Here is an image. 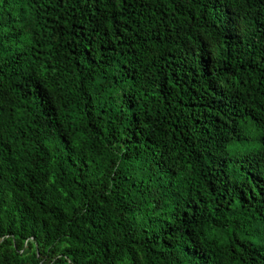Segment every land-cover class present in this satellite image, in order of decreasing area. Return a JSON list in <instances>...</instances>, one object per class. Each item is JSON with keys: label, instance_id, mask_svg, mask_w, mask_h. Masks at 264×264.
Instances as JSON below:
<instances>
[{"label": "trees", "instance_id": "trees-1", "mask_svg": "<svg viewBox=\"0 0 264 264\" xmlns=\"http://www.w3.org/2000/svg\"><path fill=\"white\" fill-rule=\"evenodd\" d=\"M0 264H264V0H0Z\"/></svg>", "mask_w": 264, "mask_h": 264}, {"label": "rangeland", "instance_id": "rangeland-1", "mask_svg": "<svg viewBox=\"0 0 264 264\" xmlns=\"http://www.w3.org/2000/svg\"><path fill=\"white\" fill-rule=\"evenodd\" d=\"M254 135H255L254 132H251V136H252L253 138H254ZM232 148H238V149H241L240 147H237V146H234V145L232 146Z\"/></svg>", "mask_w": 264, "mask_h": 264}]
</instances>
